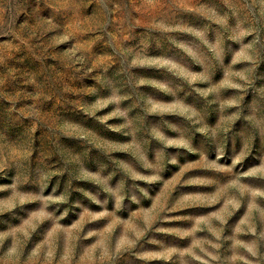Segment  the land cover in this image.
Returning a JSON list of instances; mask_svg holds the SVG:
<instances>
[{"label": "rangeland", "instance_id": "rangeland-1", "mask_svg": "<svg viewBox=\"0 0 264 264\" xmlns=\"http://www.w3.org/2000/svg\"><path fill=\"white\" fill-rule=\"evenodd\" d=\"M13 3L17 6V13L12 29L18 36L0 35V201L10 197L7 186L13 184V177L18 174V169L12 164L21 162L32 175L44 165L51 166L54 171L59 170L63 164L60 156L55 154L56 150H71L73 154L85 152L87 145L81 137L89 132L120 147L121 150L111 153L114 158L135 164L131 155L134 138L115 130L122 123L121 118H109L106 123L113 127L105 128L77 106L110 99L111 89L102 86V81H110L116 86H121L129 77L133 81H147L140 84L136 92L144 100L150 99L160 111L148 115L144 126L155 124L162 127L169 140L178 139L181 132L187 130L189 114L186 110L203 106V98L189 93V89L206 90L217 86L220 87V102L225 107L213 105L208 109L206 123L209 127L227 122L229 114L234 115L242 109L240 117L231 122L226 133L224 155L219 157L214 146L205 143L204 133H195L192 143L208 149L207 164H218L224 168L231 167L233 158L246 151L243 160L235 167L243 173H256L242 176L240 186L249 191L237 198L234 193H238L240 188L229 189V185L234 183L229 174L211 167L189 169L181 176V182L171 188L166 202L174 205L180 198L188 197L186 203L190 206L166 213L168 219L155 225L165 231L147 232L130 251H122L114 264H179L180 253L190 251L199 256V259H192L191 264H220L212 256L216 251L220 252L222 259L231 256L232 237L239 239L241 244L255 245L253 251L257 255L264 254V240L260 235L264 227L256 219L257 213L252 207L255 204L256 208L264 209V175L260 174L264 171V142L256 138L246 149L244 134L247 121L243 118L245 115H264V26L256 25L260 29L258 42L256 33L240 39L224 38L225 26L232 32L251 26L253 14L259 15L260 0H111L110 3L109 0H13ZM72 4L82 6L74 10L69 7ZM104 4H107V9L103 8ZM253 4L254 7H249ZM102 12L110 23L104 24ZM73 17L79 18L82 27L75 35H68L67 28ZM101 24H104L103 32ZM158 24L175 30L158 29ZM7 28L8 25L0 23V32ZM106 33H111L114 41ZM97 36L102 38L97 39ZM217 42L220 45L218 51L222 50L220 62L214 67L210 81L202 82L198 78L213 63L212 49ZM118 50L133 59L151 63L128 67L117 54ZM79 57L83 59L74 62ZM230 72L245 78L250 74L251 86L247 89L231 86L235 80L229 77ZM84 89L89 90L88 94H81ZM123 92H130V89L124 88ZM61 96L63 103L59 102ZM238 98V104L229 103ZM132 103L124 100L121 106L130 107L129 115L135 118L141 115V109L132 107ZM113 110L114 105L108 103L100 107L96 115L110 116ZM59 119L70 120L77 125L71 129L73 135H60L49 128V124L54 127V122ZM167 150L187 152V149L177 147ZM86 155L89 169L94 171L95 161L103 159V156L95 148L87 151ZM199 162L197 153L188 152L187 156L179 158L178 164L167 165L160 180L137 183L146 185L153 197L159 196L164 194L166 184L180 176L183 166ZM5 163L9 167H3ZM67 178V173L53 176L44 195L53 196L57 182L60 187L55 195H59ZM188 178L207 183H184ZM76 183L86 190L97 187L91 181ZM21 188V194L25 196L39 193V185L31 179ZM79 196V193H73V199ZM154 204V199H145L140 205H132L131 209H122L118 214L122 223L114 228L105 217L84 224L81 236L89 230L97 235L78 239L73 245L67 233L79 223L80 210L69 212L62 219H55L61 215L60 212L54 213L51 219L40 218L42 202L28 200L20 208L0 213V237L9 231L19 230L23 247L16 264H26L29 258H33L30 264H46L49 251L52 252L49 264H57L70 248L72 264H76L97 244L103 242L111 249L124 239L125 233L139 231L140 225L133 216L136 213L151 215ZM56 207L55 203L50 204L49 211ZM59 207L63 209L67 205ZM84 207L97 216L105 210L113 211L111 202L105 209L85 199ZM222 221L223 232L218 240L215 229L221 226ZM254 222L255 232L249 231ZM103 234H108L107 239ZM198 243L206 251L213 244H219V247L205 256L195 248ZM10 245L11 238L0 239V255L8 251ZM244 251L247 252L245 259L251 257L256 260L252 252ZM166 253L170 254L169 258H165ZM84 264H97V261L92 259Z\"/></svg>", "mask_w": 264, "mask_h": 264}, {"label": "clouds", "instance_id": "clouds-1", "mask_svg": "<svg viewBox=\"0 0 264 264\" xmlns=\"http://www.w3.org/2000/svg\"><path fill=\"white\" fill-rule=\"evenodd\" d=\"M111 0H109V3ZM82 5L72 4L69 7L72 9H78ZM255 4L250 5L249 7H254ZM104 9H107V4L103 5ZM115 11V9H113ZM0 23L8 25V28L4 32H0V35H16L12 29L14 23V18L17 13V6L13 3V0H0ZM101 19L104 24L110 23L107 19L105 13H101ZM104 24L100 25V30L104 31ZM264 26V0H260V11L259 15L256 16L253 14V19L251 21V26L247 29L241 28L238 32H232L226 26L224 28V38L225 39H240L244 35H249L256 33L257 42L259 40V28L256 25ZM82 25L79 23L78 17H73L72 22L69 23L67 28L68 35H75L78 28H81ZM158 29H163L164 31H174L172 28H163V25H156ZM106 35L114 41V37L111 33H106ZM102 37L97 36V39ZM220 45L219 42L216 43L215 47L212 49V61L213 63L206 69L205 74L198 79L202 82L210 81L211 73L220 62L221 51H218ZM252 50V49H250ZM117 54L121 56V60L126 63L128 67H132L138 64L151 63L150 61L142 59H133L131 55L121 54L119 50ZM83 57L76 58V61L79 62ZM127 75V71L125 70ZM229 77L235 80V84L231 85L233 87H239L242 89H247L251 86V75L247 78L240 76L238 73H229ZM147 81L139 80L133 81L130 77L125 80L121 86H116L109 82L102 81L101 84L104 87H109L111 89L110 99H102L98 103L93 105L78 104L77 106L90 117L95 118L100 121L105 128L113 127L108 125L106 121L111 117L121 118L122 123L115 128L116 131L121 132L123 135L132 136L134 138V146L131 150V155L134 157L135 164L125 163L114 158L111 153L113 151L121 150L120 147L114 143H111L107 139L99 138L95 133L89 132L86 136L81 137L87 145L85 152L75 153L71 150L59 151L56 150L55 154L60 156L62 161V168L54 171L51 166L44 165L39 167L35 173L32 175L27 166L22 164L19 161H16L12 164L13 167L18 169V174L13 177V184L7 186V189L10 192V197L3 201H0V213L11 212L15 208H20L21 205L26 203L28 200H40L42 202L43 210L40 212V218L51 219L54 218V213L60 212L59 217L55 219H62L64 216H67L69 212H75L77 209L80 210V221L76 225L75 229L69 230L67 233V238L73 242L78 239H86L88 236L97 235V233L89 230L87 233H84L81 236V229L84 224L99 219L100 217H105L106 222L111 223L112 228L117 224H121L122 221L119 220L118 214L122 209L128 208L131 209L132 205H140L145 199H154L155 204L153 212L149 216H145L143 213H136L133 216V219L140 225V230L133 233H125L124 239L116 245H113L111 249L107 247L103 242L96 245V248L90 250L85 255L81 256L76 264H84L85 261H90L95 259L97 264H105V262H111L114 264L117 257L122 253V251H130L141 237H143L149 231H165L162 227H156L157 222L163 223L168 219L165 215L168 212L176 211L179 207L190 206L186 201L188 197L180 198L179 202L174 205L167 204V194L170 192L171 188L174 187L176 183L181 182V176L184 172H187L189 169L194 167H211L216 168L218 171L225 172L229 174V178L234 181V183L229 185V189H234L239 187L240 191L234 193L237 198H241L247 189L241 187V179L243 175H255L256 173H243L241 169H236V164H239L243 160L244 155L242 153L233 158V163L231 167L224 168L218 164H207L208 158V149L204 146L193 145L192 138L195 133L200 132L204 133L207 138L205 143H210L214 146L219 157L224 155V141L226 139V133L230 130L231 122L240 117L242 109H238L236 114H229L227 122L221 123L214 127H209L206 123L208 116V109L213 105H218L220 108L225 107V104L220 102V87L210 86L206 90H201L199 88H190L189 93L198 94L199 97L203 98V106L197 107L195 109H187L186 111L189 114V124L187 130L182 131L179 138L176 140H169L165 135L163 128L158 125H153L152 127L144 126V119L153 113H158L160 110L153 102L149 100H144L143 97H140L136 89L140 84H144ZM160 87H163L160 85ZM222 87V86H221ZM124 88L130 89V92H123ZM167 90V89H166ZM89 90H82L81 94H88ZM185 93V94H189ZM130 100L132 101V107H138L141 109V115L135 118L130 117L129 113L131 108L128 106H121V101ZM61 103L65 102L61 96ZM108 103L114 105V110L111 112L110 116H97L96 112L100 107L105 106ZM229 103L238 104L239 98L237 100L230 101ZM35 108V106H34ZM32 114H35L33 112ZM247 124L245 125V144L246 149L250 147L253 140L259 138L264 142V115H245L243 117ZM40 121L37 120V123ZM54 133H59L60 135L71 136L74 133L71 129L77 127L76 124L66 119H59L53 124L48 125ZM35 128H33V131ZM156 143V146L153 147V143ZM169 147H177L187 149V152H168ZM30 148V145H29ZM93 148L98 149L99 153L103 156V159L95 161V170L89 169L88 160H87V151H91ZM126 150V149H125ZM188 152L197 153L200 157V162L198 164H188L182 167L180 176H177L170 184L165 185V192L159 196L153 197L151 195L150 189L143 184L137 183V181H147L152 183L154 181L161 179V174L169 164H178L179 158L181 156H187ZM264 159V158H262ZM43 164V160H41ZM3 167H9L8 163H5ZM67 173V181L64 185L63 191L59 195H55L56 189H59L60 185L57 182L56 189H54L53 196H45L44 192L48 187V183L51 181L53 176L64 175ZM264 175V171H261ZM39 185V193L35 196H25L22 195L21 186L24 183L29 182ZM77 181H91L97 187L94 190H86L84 187H81L77 184ZM115 181V182H113ZM184 183H207L204 180H198L193 178H188L183 181ZM73 193H79L80 196L73 199ZM256 195V194H253ZM91 201L92 203L100 205L102 208L107 209L109 202L113 205V211L108 212L105 210L97 216L84 207V200ZM127 201V204L125 203ZM55 203L56 208L49 211V205ZM59 205H67L61 209ZM253 209L256 211V219L259 221L262 227H264V209L256 208L255 204L252 205ZM24 209L21 208V211ZM36 217H34L35 219ZM221 226L215 229V234L219 240L220 233L223 232ZM249 231L255 232V222L248 229ZM111 228L109 229V232ZM240 231L239 229L236 230ZM104 239H107L108 234H103ZM261 238L264 240V231L261 232ZM11 238V245L8 251L3 255H0V264H16L20 259V255L23 247V240L19 236V230H12L7 233H4L0 239L6 240ZM233 240L232 252L233 254L226 259L221 258L219 251H216V254L212 256L213 260H219L220 264H239L243 261V264H264V254L257 255L253 251L255 245L248 246L241 244L239 239L235 237L231 238ZM155 242V241H151ZM219 244H213L211 249L208 251L204 247H200L199 243L195 245V248L199 250L200 253H203L205 256L209 255L212 249H218ZM247 249L248 252H252L253 256H256V260L253 261L251 257H247V252L244 251ZM95 252V256H93ZM170 254L166 253L165 258H169ZM33 258H29V262ZM52 259V252L49 251L45 258L46 264ZM72 253L71 248L68 251L67 255H63L57 261V264H72ZM192 259H199V256L196 255L195 251H190L188 253H180L179 264H191Z\"/></svg>", "mask_w": 264, "mask_h": 264}]
</instances>
